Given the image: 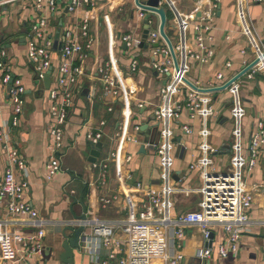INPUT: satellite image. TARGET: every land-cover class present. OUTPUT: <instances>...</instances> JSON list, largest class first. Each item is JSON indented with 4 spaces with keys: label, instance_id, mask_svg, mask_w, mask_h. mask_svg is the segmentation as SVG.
Returning <instances> with one entry per match:
<instances>
[{
    "label": "crops",
    "instance_id": "0c3cea01",
    "mask_svg": "<svg viewBox=\"0 0 264 264\" xmlns=\"http://www.w3.org/2000/svg\"><path fill=\"white\" fill-rule=\"evenodd\" d=\"M187 13L191 5L182 0L176 2ZM186 4V5H185ZM247 10V21L254 38L264 45V0L256 2L244 0ZM59 7L55 12L45 8L37 9L34 0H18L8 5L0 6V51L5 52L4 61L10 66L13 77H19L24 85V107L19 117V126L10 134V144L16 146L21 159L26 165L28 189L24 200L31 204L40 220L44 221V260L45 264H62L60 233L64 223L74 220L82 214L81 205L73 204L82 192V202L85 206L88 221L95 219L104 223L121 226L128 218V213H136L143 199L142 191L135 188L139 182L142 187L158 188L159 159L149 145L152 139L151 131L141 134L133 133L134 126L156 125L154 110L160 105L159 89L165 78L155 73L151 68L153 60L146 45L129 48L121 40L126 33H134L142 37L143 20L131 0H105L99 9V18L90 26L95 35L92 50L87 57L72 62L78 66L81 74L73 89V105L67 110V120L63 127L64 148L56 154L55 161L59 171L47 179V164L53 154L48 144L47 124L49 117L48 88L40 89L33 77V65L27 59L28 46L32 42L31 24L40 18L48 22L47 34L54 43H58L66 32L75 39L79 35V15L69 13ZM167 11V10H166ZM169 12V11H168ZM170 13V12H169ZM166 15L165 32L172 40L171 13ZM155 29L159 26V17L150 15ZM190 33L193 32L190 30ZM202 31L203 45L213 50L212 58L204 65L192 62L188 73V81L198 83L199 88L210 89L220 87L239 73L251 61V49L248 48L246 37L238 29L237 8L234 0H220L218 10L213 20V28L208 33ZM227 37H229L227 39ZM173 42V41H172ZM198 51L196 46H193ZM138 52V67L135 73L129 71L131 54ZM64 58L60 46L53 47L50 56L49 75L55 77ZM108 63L111 75L119 87V94L113 98L103 96V85L94 71L95 64ZM228 64V66H227ZM222 74L223 80H216V75ZM55 84L50 85L54 87ZM202 98L211 107L208 115H197L188 118L186 112L179 113L170 122L173 137V163L171 168L172 184L176 192L172 195L173 203L169 217L176 220L179 216L198 210L200 195L197 193L201 185L199 169L195 166L201 156L199 145L205 143L216 152L210 154L215 171L224 172L228 169L234 143L233 131L235 120L231 109L239 100L245 115L241 118V155L246 158V152L253 124L264 114V77L257 75L251 80L241 77L227 89L213 93H203ZM1 110L0 125L10 117L7 91L0 87ZM111 109V111H108ZM100 121L105 125L99 127ZM183 126L191 129L187 134ZM100 129L103 134L102 147L97 161L105 160L109 155L116 154L109 162L108 175L104 188H97L98 171L91 169L88 162L91 147L86 140L89 131ZM159 126H157V130ZM120 132V137L113 138ZM204 135V137H201ZM132 137L133 140H128ZM136 138V139H135ZM135 139V141H134ZM143 147V153L140 147ZM126 156L130 160L126 162ZM6 165L5 156L0 152V176ZM243 180L249 189H253V203L248 210L249 223L241 235V247L238 255L229 254L225 258L217 255V246L225 239L220 226L214 227L212 235V256L210 264H261L264 251V146L256 167L249 173H244ZM73 192L74 194H70ZM106 194L115 196L112 204L102 209L98 198ZM129 210V211H128ZM131 210V211H130ZM1 228L19 233L32 232L28 220L22 216H8L0 205ZM184 236L178 240L179 251L183 255L184 264H194L199 252L203 250L204 242L201 230L193 225L183 227ZM40 260H27L22 264H39ZM74 264H92L88 255L76 252ZM114 264V263H111ZM152 264H164L160 259H154Z\"/></svg>",
    "mask_w": 264,
    "mask_h": 264
},
{
    "label": "built area",
    "instance_id": "2783aa9c",
    "mask_svg": "<svg viewBox=\"0 0 264 264\" xmlns=\"http://www.w3.org/2000/svg\"><path fill=\"white\" fill-rule=\"evenodd\" d=\"M18 0L0 1V6L8 5ZM138 12L140 19L145 15L149 17L146 22L148 29L147 38L143 41L150 49L152 57L160 56L159 60H153L152 70L165 78L164 84L159 89L160 105L154 110V119L159 126V138L154 147L158 156L159 181L158 188L142 187L137 182L135 188L143 193L140 209L133 214L128 213V218L119 227L104 223L95 219L93 226L88 229L85 241L80 247L83 255H88L92 264H152L154 259H160L164 264H184V257L179 251L180 240L184 236L183 227L193 225L201 230L204 247L199 252L201 260H207L212 256L211 247L207 246L214 227L220 226L225 239L217 246L218 257L225 258L229 254L236 257L241 247V235L245 226L249 223L248 210L253 203V189H249L243 180L244 173L251 172L257 165L264 146V114L255 120L253 130L247 147L246 158L241 155V118L245 111L240 107L239 100L231 109V115L235 120L233 131L234 143L230 164L226 171L219 172L212 168L213 161L210 154L216 152L205 143L199 145L201 156L196 160L195 166L199 169L201 185L197 189L200 195L198 210L187 212L176 220L169 217L173 206L172 195L176 192L172 184L171 168L173 163V137L170 122L177 118L179 113L186 112L188 118L194 119L197 115H208L211 107L202 98V94L186 83L190 64H206L213 56V50L203 45L201 32L207 33L206 38L211 40L208 34L213 28V20L218 10L220 0H182L191 5L190 10L182 12L175 0H160L159 7L166 5L171 13V25L175 42L169 38L177 60V67L173 64L169 48L159 34L158 28L153 27V21L148 12L131 0ZM261 2L263 0H253ZM144 5L147 0H138ZM237 8L238 29L246 37L248 48L242 49L241 54L251 49L253 53L251 61L256 63L242 76L247 80L257 75L264 77V45L254 38L247 21V13L244 0H234ZM37 9L45 8L49 12H55L59 7H64L69 13L79 15V35L72 39L66 32L60 41V53L64 63L60 65L57 75L50 77L48 97L50 102L47 133L49 136L48 147L53 154L47 164V179H51L54 173L59 171V165L55 161L56 154L64 148L63 127L67 120V110L73 105V89L78 76L81 74L78 66H72L75 60L87 57L92 50L95 35L91 31V24L97 22L99 14V0H34ZM166 10V9H165ZM200 16L196 17V13ZM156 15V14H154ZM144 27V25H143ZM48 22L40 18L30 26L32 42L28 46L27 59L33 65L36 81H43L50 68V56L53 50V42L47 34ZM190 30L193 34L190 33ZM167 35V34H166ZM229 37H227L228 39ZM122 42L129 48H138L142 38L134 33H126L121 36ZM157 44V46H155ZM196 46L198 51L193 49ZM138 52L131 54L129 71L135 73L138 67ZM5 52L0 51V87L7 91L9 119L0 125V152L5 156L6 165L0 176V205L8 216H22L28 220V225L34 230L28 233L7 231L0 226V264H22L27 260H40L39 264H45L44 260V221L40 220L37 212L30 203L24 200L28 189L26 181L27 171L24 161L18 154L16 146L10 144L11 131L19 126V117L23 113L25 88L19 77H13L10 66L4 61ZM228 66V64H227ZM94 71L99 77L103 88V96L117 97L120 90L117 81L111 75V67L108 63L95 64ZM216 80L222 81V74L216 75ZM239 80V79H238ZM237 80V81H238ZM236 82V81H235ZM233 82L232 84H234ZM191 83V82H190ZM54 87H50V85ZM199 88L198 83H191ZM231 84V85H232ZM3 104L0 100V117ZM111 111V109H108ZM105 122L100 121L99 127ZM183 131L191 133V129L183 126ZM139 126H134L133 133H138ZM120 137V132L113 138ZM204 137V135H201ZM103 134L98 128L89 131L86 140L91 149L102 142ZM128 140H133L129 137ZM135 141V139H134ZM116 154H110L102 161L95 160L90 164L91 169L97 170L96 186L104 188L108 175L109 162L115 159ZM130 160L129 156L125 158ZM70 194H74L71 192ZM115 196L102 194L98 198L102 209L112 204ZM129 211V210H128ZM131 211V210H130ZM261 264H264V251L261 255Z\"/></svg>",
    "mask_w": 264,
    "mask_h": 264
},
{
    "label": "water",
    "instance_id": "95a60500",
    "mask_svg": "<svg viewBox=\"0 0 264 264\" xmlns=\"http://www.w3.org/2000/svg\"><path fill=\"white\" fill-rule=\"evenodd\" d=\"M3 1V0H0ZM160 0H147V2L142 5L138 2V0H134L135 4L138 5L140 8H142L145 11L151 12L156 14L159 17V26H158V31L160 36L162 37V39L166 42L171 57L173 59V64L175 66V68L177 67V60L173 51V47L172 44L169 40V38L166 35L165 32V25H166V10L163 7H159L158 3ZM105 2V0H99V8L101 11V6L103 5V3ZM67 11V9H65ZM200 16V12L196 13V17ZM149 15L146 14L145 18L143 20V25H144V30L142 33V42L140 44L139 47L143 46V41L147 38V33H148V29L146 26V22L148 19ZM56 46H60V43H58V39L57 36L55 38V41L53 43V47L55 48ZM157 46V44L155 45ZM257 60L252 61L250 64H248L246 67H244L239 73H237L234 77H232V79H230L227 83H225L224 85L220 86V87H214V88H210V89H202V88H197L195 86H193L189 81L186 80V83L189 87H191L192 89L200 92V93H213V92H219V91H223L225 89H227L233 82L237 81L238 79H240L255 63ZM49 72L47 71L43 81L38 82V86L40 89H47L49 87V83H50V77H49ZM33 80L35 81V83H37L36 81V76L33 77ZM144 131H151L152 133V139H150L149 141V145L151 146V148L153 145H155L158 141L159 138V131L157 130V125L153 124L151 127H149L148 125H142L139 126V131L138 134H141ZM136 139V138H135ZM102 147V143H98L97 146L94 149H91L90 153H89V158H88V162L90 163H94L95 160L98 158L99 156V151L100 148ZM143 147H140V152L143 153ZM82 192L80 193V197L78 200H73V204H79L82 207V214L78 217H75L74 220H70L68 222H65L63 225V229L60 233V238H61V243H60V247H61V253H60V257L59 260L62 264H74V257H75V253L80 251V247L81 245H83L85 243V241H88V237H85L84 234H86V232H88V229L91 228L93 226V222L92 221H88V218L86 216V210H85V206L82 202ZM212 244V237L210 238L209 242L207 243L208 247H211ZM194 264H210V260H201L198 256L196 257V262Z\"/></svg>",
    "mask_w": 264,
    "mask_h": 264
},
{
    "label": "rangeland",
    "instance_id": "374dc122",
    "mask_svg": "<svg viewBox=\"0 0 264 264\" xmlns=\"http://www.w3.org/2000/svg\"><path fill=\"white\" fill-rule=\"evenodd\" d=\"M175 1L178 2V0H175ZM185 5H186V4H185ZM163 8L167 10L165 4H164ZM183 8H184V6H183V7H179V9H181V10H183ZM172 41H173V43L175 42L174 38H172ZM136 52H137V51H136Z\"/></svg>",
    "mask_w": 264,
    "mask_h": 264
},
{
    "label": "trees",
    "instance_id": "16d2710c",
    "mask_svg": "<svg viewBox=\"0 0 264 264\" xmlns=\"http://www.w3.org/2000/svg\"><path fill=\"white\" fill-rule=\"evenodd\" d=\"M170 13L168 12V10L166 11V15H167V18H170ZM172 16V15H171Z\"/></svg>",
    "mask_w": 264,
    "mask_h": 264
}]
</instances>
